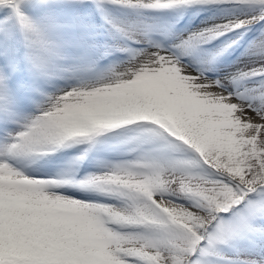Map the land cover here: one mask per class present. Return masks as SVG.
Returning <instances> with one entry per match:
<instances>
[{"label":"snow or ice","instance_id":"obj_1","mask_svg":"<svg viewBox=\"0 0 264 264\" xmlns=\"http://www.w3.org/2000/svg\"><path fill=\"white\" fill-rule=\"evenodd\" d=\"M21 3L0 0L23 48L19 59L0 51V121L18 125L0 142V264H264L222 251L264 240V29L242 66L208 75L264 22V0H33L36 18ZM229 6L239 14L186 35L145 15ZM229 33L214 52L203 47ZM116 51L128 58L99 71ZM32 94L34 112L18 118ZM111 133L122 138L97 139ZM74 146L67 167L29 174ZM89 159L94 171L81 176ZM22 241L26 258L14 255Z\"/></svg>","mask_w":264,"mask_h":264},{"label":"rangeland","instance_id":"obj_2","mask_svg":"<svg viewBox=\"0 0 264 264\" xmlns=\"http://www.w3.org/2000/svg\"><path fill=\"white\" fill-rule=\"evenodd\" d=\"M22 2H28V0H22ZM33 1L30 2V4ZM21 12L26 14L31 18H36L40 15V10H35V8H30L25 6L24 4L20 5ZM235 14H239L237 10L233 9L229 6L226 9H217V8H200V7H191L184 11L182 16H179L177 12H164V13H145L147 17H149V23H154L156 25L164 26L167 24H173L176 33L187 34L188 32L196 31L199 28L205 26V24H211L213 22L223 23L226 18H234ZM179 18L177 19V17ZM220 19V20H219ZM17 25L16 18L12 12L11 8L0 6V51L3 50L4 46H9L15 48L16 57L19 59L22 56V53L19 52L18 45V38L13 36V27ZM261 29H264V22L258 23L256 27L252 30L247 32L244 38L240 41L239 45H234L230 48L227 52L223 53L221 56L218 57L215 68L217 71L210 72L208 75L212 78H216L218 76L226 75L230 71H235L237 67L242 66V62L245 61L247 58L243 57L241 54L244 52L245 47L249 41L254 39L258 36ZM231 38V33L227 34V38H218L211 41L209 44L204 45L203 47L209 51L214 52L215 50L219 49L224 45L226 39ZM156 39L160 40L161 37H156ZM109 43L111 41L109 40ZM117 43L121 44L122 46H127L131 48H139L143 45L135 44L133 42H126V41H118ZM21 51V50H20ZM128 58V54L125 52H113L109 56L105 57L104 59L98 62V70L104 71L109 66L114 64H119L122 61H125ZM21 67H23V63H21ZM195 65H189V68H194ZM80 75L87 77L86 73L81 72ZM22 74L18 73L13 76L11 80V84L15 87L17 81L21 78ZM56 86L63 87L65 81L59 80L54 81ZM68 83H76L75 80H70ZM39 87L43 91L49 92L53 89L48 87L44 84H39ZM40 97L36 94H32L29 98L22 101L19 106V117L22 118L24 115L34 112L35 105L32 102L33 100H39ZM17 123L9 122L4 123L0 121V142L3 141L5 135L7 133H14L17 130ZM122 137L117 136L115 133L102 135L98 137L99 140H105L110 143H116ZM83 146H74L72 148H66L62 151L52 155L50 158L45 159H37L35 163L29 166L30 175H34L37 177H43L46 173H51L52 171L56 170L58 166L64 165L67 167V161L70 160L71 157L77 154L78 148ZM100 148V145H97V149ZM93 156L102 155L107 159H121V157L109 153V152H97L96 149L93 150ZM94 171L93 163L91 159L86 162L80 169V175H85L86 172ZM259 221H264V219H259ZM256 224L259 227L264 228V222H257ZM231 247H224L222 249L223 253L228 256L235 255V249L241 250V255H247L245 250H250L252 255L259 258L260 256H264V240L257 239L255 241V247L250 244L249 238H240L233 240L231 242ZM22 248L19 245L14 250V255L18 258H26L24 251H20L19 249ZM27 255V252H26ZM0 256H2V245H0Z\"/></svg>","mask_w":264,"mask_h":264},{"label":"trees","instance_id":"obj_3","mask_svg":"<svg viewBox=\"0 0 264 264\" xmlns=\"http://www.w3.org/2000/svg\"><path fill=\"white\" fill-rule=\"evenodd\" d=\"M258 24H254V25H252L251 26V30L254 28V27H256ZM249 32V31H248ZM247 34V33H246ZM20 245L22 246V248H20L19 250L20 251H24V253H25V257L27 256L26 255V252H27V245L22 241L21 243H20Z\"/></svg>","mask_w":264,"mask_h":264},{"label":"clouds","instance_id":"obj_4","mask_svg":"<svg viewBox=\"0 0 264 264\" xmlns=\"http://www.w3.org/2000/svg\"><path fill=\"white\" fill-rule=\"evenodd\" d=\"M241 115H246V113H242Z\"/></svg>","mask_w":264,"mask_h":264},{"label":"bare ground","instance_id":"obj_5","mask_svg":"<svg viewBox=\"0 0 264 264\" xmlns=\"http://www.w3.org/2000/svg\"><path fill=\"white\" fill-rule=\"evenodd\" d=\"M220 20V19H219Z\"/></svg>","mask_w":264,"mask_h":264}]
</instances>
